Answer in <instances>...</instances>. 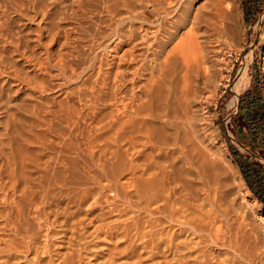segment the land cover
<instances>
[{"label": "rangeland", "instance_id": "obj_1", "mask_svg": "<svg viewBox=\"0 0 264 264\" xmlns=\"http://www.w3.org/2000/svg\"><path fill=\"white\" fill-rule=\"evenodd\" d=\"M108 1L0 0V264H23L21 261L26 259L34 263V258V264H264L262 184L240 166L261 167L259 181L264 184V137L243 130V116L237 111L239 97L247 88L246 92L259 91L263 97L258 60L264 49V0ZM124 2H128L127 7ZM147 3L151 4L144 6ZM155 3H159L157 8ZM130 9L133 16L124 13ZM197 12L213 17L217 12L214 23L218 27L206 34L214 38L209 45L216 52L209 64L212 82L189 114L190 120L192 115L196 119L198 137L194 142L204 165L198 166L197 161L190 167L193 174L189 179L199 195L192 196L190 189L183 194L176 191L175 195L172 188L163 185L159 174L152 176L141 170L149 155L159 164L166 165L167 160L170 164L175 155L172 142L179 131L178 120L165 122L169 131L165 143L169 146L164 143V152L144 146L146 125L142 127V123L136 124L135 130L128 126L118 134L114 127L105 128L111 121L108 119H113L115 109L110 103H114L118 83L112 56L130 48L115 46L132 33L134 41L139 42L136 53L147 57L146 63H141L145 68L134 83L131 81L132 85V68L124 67L127 74L122 80L125 87L121 97L125 101L134 97L141 106L149 104L147 90L159 75L153 68L160 62L163 66L168 61L169 66L177 62V76L172 73L166 77L163 86L180 83V89L184 62L176 51L172 52L193 28L189 21ZM123 23L125 27H121ZM128 28L132 30L127 33L124 29ZM242 71H246L247 80L238 91ZM165 95L168 100L169 94ZM173 95L174 91V99L176 93ZM177 106L181 112L179 103ZM144 108L141 119L147 115L142 119L146 122L153 115ZM72 114L75 126L69 121ZM184 122L189 126L188 121ZM140 127L143 135L139 134ZM129 138L137 142L132 151L139 149L133 157L137 160L133 175L131 150H126L130 146L127 142L121 145ZM151 179L156 183L149 188ZM171 206L176 207L180 221L187 220L184 229L168 223ZM217 228L227 241L229 237L232 246L223 249L216 243L213 231ZM236 246L244 251L239 258L234 255ZM25 247H29L30 254Z\"/></svg>", "mask_w": 264, "mask_h": 264}, {"label": "bare ground", "instance_id": "obj_2", "mask_svg": "<svg viewBox=\"0 0 264 264\" xmlns=\"http://www.w3.org/2000/svg\"><path fill=\"white\" fill-rule=\"evenodd\" d=\"M108 1V0H107ZM115 1H117V0H115ZM131 1H133V0H131ZM135 1V0H134ZM138 1V0H137ZM150 2H151V0H149ZM167 1H169V0H166V2ZM215 1H217V0H215ZM220 1V0H219ZM109 2V1H108ZM114 2V1H113ZM118 2V1H117ZM122 2H123V0H122ZM139 2H140V0H139ZM155 2V1H154ZM158 2V1H157ZM160 2V1H159ZM178 2V1H177ZM120 3V2H119ZM125 3V2H124ZM126 3H128V2H126ZM125 3V4H126ZM136 3V2H135ZM162 3V2H161ZM174 3V2H173ZM214 3V2H213ZM216 3V2H215ZM214 3V4H215ZM114 4V3H113ZM123 4V3H122ZM121 4V5H122ZM134 4V3H133ZM136 4H138V3H136ZM135 4V5H136ZM151 3H147V4H144V6L145 5H150ZM159 4V3H158ZM158 4L157 3H155V8H157L158 7ZM167 4H169V2L167 3ZM176 4V3H175ZM180 4H181V2H180ZM179 3L177 4V5H179V6H181ZM212 4V3H211ZM223 4V3H222ZM120 5V4H119ZM121 5H120V7H118V8H116L117 10L118 9H120L121 8ZM124 5V4H123ZM135 5H131V6H135ZM138 5H140L141 6V4L139 3ZM143 5V4H142ZM170 5H173V4H171V1H170V4H169V6ZM187 5V4H186ZM220 5V4H219ZM128 5L126 4V6L125 7H127ZM140 6H139V8H140ZM143 6V7H144ZM163 6V5H162ZM178 6V7H179ZM188 6V5H187ZM216 6V5H215ZM222 6V5H221ZM167 7V6H166ZM171 7V6H170ZM176 8L177 9V11H178V9L179 8ZM182 7V6H181ZM190 7V6H189ZM219 8H220V6H218ZM217 6L215 7L216 9L218 8ZM223 7V6H222ZM109 8V7H108ZM122 8H123V6H122ZM128 8H130V7H128ZM142 8V7H141ZM164 8V7H163ZM185 9L184 10H186V7H184ZM212 8V7H211ZM110 9H112L111 7H110ZM201 9V8H200ZM215 9V11H217ZM225 9V8H224ZM223 9V10H224ZM109 10V9H108ZM122 10H125V9H122ZM137 10L138 11H141V10H139L138 8H137ZM143 10V9H142ZM144 10H145V7H144ZM180 10H183V9H180ZM183 10V11H184ZM137 11V12H138ZM165 11H166V9H165ZM175 11V10H174ZM188 11V10H187ZM199 11V10H198ZM225 11V10H224ZM111 12V11H110ZM117 12V11H116ZM122 12V11H121ZM124 12V11H123ZM127 12H132V9H130V10H127L126 12H124V13H127ZM135 12V11H134ZM136 12V13H137ZM151 12V11H150ZM161 12V11H160ZM167 12V11H166ZM165 12V13H166ZM218 12H220V11H218ZM109 13V12H108ZM142 13V12H141ZM183 13V12H182ZM216 14H217V12H215ZM227 13V12H226ZM225 13V15L227 16V14ZM112 14V13H111ZM115 14V13H114ZM114 14H113V16H114ZM133 13H131V15H132ZM139 14H140V12H139ZM162 14V13H161ZM163 14H164V12H163ZM163 14H162V16H163ZM216 14H214L215 15V17L217 16ZM108 15V14H107ZM123 15V14H122ZM146 15V14H145ZM149 15V14H148ZM158 15V14H157ZM156 15V16H157ZM171 15V14H170ZM169 14L168 15H166L167 16V18L170 16ZM178 15V14H177ZM182 15H186L185 14V11H184V14H182ZM210 15H212V14H210ZM112 16V15H111ZM118 16V15H117ZM123 16H129L128 14L126 15V14H124ZM133 16V15H132ZM147 16V15H146ZM155 16V17H156ZM161 16V17H162ZM189 16H190V14H189ZM224 16V15H223ZM225 16V17H226ZM122 17V16H121ZM121 17L119 18L120 20H121ZM215 17H213V16H206L205 14H202L201 12H197L196 14H195V16H194V18H193V20H190L189 22L192 24V29H191V27H190V31H189V33H187V35L185 36L186 38L183 40V42L181 43V45L179 46V45H177V48H175L174 50H173V52H172V54L175 52L176 53V55L179 57H181V58H183V62H184V66L182 67L183 68V71H180V72H182L181 74H182V82H181V87H180V89L178 88L179 87V85H180V83H178L177 85H173L172 86V84L171 85H166V87L165 86H163V83H164V81H165V78L166 77H169V76H171V74L173 73V75H175V76H177V70H178V68H177V62L175 61L174 63H172L171 64V66H169V65H167L170 61H168V63L166 62L165 63V65L163 66V63L162 62H160V63H158L157 65H154L155 67L153 68L154 70L156 69V72L158 73L159 72V75L156 77V79L154 80V82L151 84V86H149L148 87V95L147 96H149V104H147V105H144V106H141V105H139L138 103H136V101H135V99H134V97L133 98H131V96H130V100H128V101H125L124 99H123V97H121V93H122V89L125 87L124 85L122 86V80H123V78H124V74L127 72L126 71V69H127V67H130V68H132L131 69V77H132V79H130V82H129V78H130V76L128 77V81L127 82H129V83H131V81H133V79H135L138 75H140L141 73V69L142 68H145V67H143V65H141V63H142V61H144L145 63H146V60H147V57H143V54H137L136 53V48L138 49V47H137V44L139 43L138 41V43H136L135 41H134V35H132V33H131V35L130 34H128V35H130L129 37L127 36L125 39L123 38V39H119V43H118V41H117V45H116V42H115V44L113 43V42H109V43H113L114 44V46H115V49H118V48H123V46L124 47H128V45L130 46V48L128 47V49H126V51L124 52V50H123V52H122V54L120 53L119 54V52L116 54H114L112 57H113V59H114V63H115V65H116V67H117V72H115L114 73V76L117 78V85H116V83L113 85V86H117V88L115 89L116 91H114V89H113V91H114V103H110V105H113L114 106V108H113V111H114V109H115V111H114V115L112 116L113 117V119H108V122L110 121V123L105 127L106 129H109V128H107V127H114V129L116 128L117 129V134H118V132L119 133H121V131L120 130H123L125 127L126 128H128V126H130V127H134V130H135V126H136V124H140V123H142V127H143V124L144 125H146V131L145 132H143L144 133V139H145V143H144V141L142 142V143H144L145 145L144 146H148V147H150V149H159V151H163V149H164V147L166 148L167 146L165 145V144H167V143H165L166 141V138H167V135H168V132L169 131H167L166 130V124H165V122H167V123H170V124H172L173 123V121H177L178 120V123L176 124V128L177 129H179V131L177 132V134H175L174 135V138H173V145L172 146H174L173 148H175V149H173V151H175V152H173V153H175V155H173V156H171L170 158H171V162H170V164L169 165H167V163H168V160L167 161H165V162H167L166 163V165H164V163L162 164H159L158 162H156V160L154 161V158H153V156L152 155H149V157H148V159H147V161H146V163L144 164V169H142L141 171L143 172V174H148V175H152L153 176V174L155 175L156 174V176H158L157 174H159V176L158 177H160L161 176V181L163 182V185L165 184V186L166 185H168L170 188H172V190H173V193L175 192L176 193V191L178 192V193H180V194H183V193H181V192H186V191H188V189H190L191 191V193L190 194H192V196L193 195H197L198 193V191L197 190H195V185H194V187H193V183L191 182V180L189 179L190 177H191V175L193 174V172L191 173V169H190V167L193 165V163L195 164V162H197L198 161V166H200L202 163H203V165H204V158H203V156H202V154L199 152V150L196 148V145H195V142H194V139L195 138H197L198 137V134H197V124H195V122H196V119L193 117V115H192V119L190 120V116H189V114H190V108L191 109H193V108H195L196 106H194V103L195 102H197L198 101V99L200 100L201 99V97H203V94H204V92L207 90V85H209V82L211 81V76H212V74H211V69H210V66H211V68H212V65H209V64H211L210 62H212L211 61V59H213V55L212 54H215L216 52H215V50H214V47L212 46H210L209 44H211V40L213 41L214 40V38L212 39V38H209V36H207L206 34H208V32H209V30L211 29V28H213V30H214V28L215 29H218V27L216 26V22L214 23V18ZM219 17V16H218ZM217 17V19H219ZM224 17V18H225ZM116 17H114L113 19H115ZM129 18H132V17H129ZM163 18V17H162ZM161 18V19H162ZM118 19V20H119ZM125 19V18H124ZM127 19V18H126ZM125 19V20H126ZM168 19H170V18H168ZM216 19V18H215ZM226 19V18H225ZM130 20V19H129ZM129 20H126V22H128ZM135 20V19H134ZM137 20H139V19H137ZM150 20H152V19H150ZM154 20V19H153ZM158 20V19H157ZM112 21H114V20H112ZM116 21H117V18H116ZM123 21V20H122ZM145 21V20H144ZM163 21H164V18H163ZM219 21H221V20H219ZM115 22V21H114ZM119 21H117V23H118ZM121 22V21H120ZM161 21H159V23H160ZM165 22H166V19H165ZM168 22V21H167ZM178 22V21H177ZM177 22H175V25L177 24V25H179ZM185 22H187V20L185 21ZM116 23V22H115ZM149 23V22H148ZM153 23V22H152ZM168 23H170V21L168 22ZM168 23H167V25H168ZM180 23V22H179ZM184 23V22H183ZM218 23V22H217ZM129 24V23H128ZM166 24V23H165ZM171 24V23H170ZM172 24H174V23H172ZM190 24V25H191ZM218 24H220V22L218 23ZM120 25H122V24H120ZM123 25H124V23H123ZM121 26V27H125V25L124 26ZM156 26L157 24H153V26ZM163 25V24H162ZM175 25H174V27H175ZM220 25H223V24H220ZM110 26H112V24H110ZM116 26V25H115ZM114 25H113V28L115 27ZM133 26V25H132ZM164 26V25H163ZM163 26H162V28H163ZM169 26H171V25H169ZM169 26H167V27H169ZM180 26V25H179ZM178 26V27H179ZM126 27H128V26H126ZM223 27V26H222ZM112 28V27H111ZM110 28V29H111ZM118 28H120V26L118 27ZM117 28V29H118ZM133 28V27H132ZM132 28H131V30H132ZM135 28V27H134ZM133 28V29H134ZM157 28V27H156ZM160 28V27H159ZM180 28V27H179ZM121 29V28H120ZM123 29V28H122ZM154 29V28H153ZM158 29V28H157ZM170 29V27L167 29V30H169ZM175 29H178V28H175ZM221 29V28H220ZM114 30H115V28H114ZM127 30H129V31H131L129 28L128 29H124V31H127ZM136 30V29H135ZM138 30V29H137ZM142 30H144V28L142 29ZM165 30H166V27H165ZM174 30V29H173ZM124 31H121V32H124ZM154 31H156V29L154 30ZM160 31V30H159ZM171 31V30H170ZM111 32V31H110ZM109 32V34H112V32L110 33ZM113 32H115V31H113ZM158 32V31H157ZM161 32V31H160ZM162 32H163V30H162ZM166 32H168L169 33V31H166ZM116 33V32H115ZM114 33V34H115ZM127 33H128V31H127ZM134 33V32H133ZM165 33V32H164ZM117 34V33H116ZM154 34H156L155 32H154ZM159 34H161V33H159ZM170 34V33H169ZM210 34V33H209ZM220 34V32L218 33V35ZM125 34H123V36H124ZM157 35V34H156ZM155 35V36H156ZM163 35V34H162ZM164 35H166V33L164 34ZM118 36V35H117ZM154 36V35H153ZM152 36V37H153ZM169 36V35H168ZM172 36V35H171ZM119 37V36H118ZM125 37V36H124ZM147 37H148V35H147ZM166 37V36H165ZM215 37V36H214ZM106 38H108V36L106 37ZM122 38V37H121ZM139 38V37H138ZM154 38V37H153ZM155 38H157V37H155ZM161 38H162V36H161ZM164 38V37H163ZM169 38H170V36H169ZM211 39V40H210ZM106 40V39H105ZM145 40V39H144ZM154 41H155V39H153ZM168 40V39H167ZM109 41V40H108ZM113 41H114V39H113ZM159 41V40H158ZM180 41H182V40H180ZM147 42V41H146ZM145 42V43H146ZM171 42V41H170ZM136 43V44H135ZM144 43V42H143ZM156 43V42H155ZM169 43V42H168ZM106 44V43H105ZM108 44V43H107ZM157 44V43H156ZM159 44H160V42H159ZM111 45V44H110ZM139 46V45H138ZM146 46V45H145ZM145 46L143 47V48H145ZM176 46V45H175ZM109 47V46H108ZM126 47V48H127ZM158 47V46H157ZM102 48V47H101ZM148 48V47H147ZM147 48H145L146 50H147ZM149 48H151V47H149ZM112 49V48H111ZM108 50V49H107ZM128 50V51H127ZM136 50V51H135ZM143 50V49H142ZM145 50V51H146ZM150 51V50H149ZM163 51V50H162ZM151 52V51H150ZM153 52H155V51H153ZM161 52V51H160ZM168 52V51H167ZM111 53V52H110ZM141 53V52H140ZM157 53V52H156ZM162 53V52H161ZM147 54V53H146ZM145 54V55H146ZM151 54V53H150ZM111 55V54H110ZM148 55V54H147ZM154 55V54H153ZM163 55H164V52H163ZM171 55V54H170ZM157 55H155V57H156ZM162 56V55H161ZM165 56L166 55H164L163 57L165 58ZM152 57V56H151ZM162 57V58H163ZM173 57V56H172ZM152 59V58H151ZM161 59V58H160ZM174 59V58H173ZM172 59V60H173ZM97 60V59H96ZM154 60V59H153ZM162 60V59H161ZM164 60V59H163ZM214 60V59H213ZM63 61V60H62ZM113 61V60H112ZM157 62L158 61V59L157 60H154V62ZM172 62V61H171ZM55 63V62H54ZM103 63V62H102ZM151 63V62H150ZM34 64V63H33ZM65 64V63H64ZM95 64V63H94ZM93 64V67H95V65ZM108 64V63H107ZM144 64V63H143ZM156 64V63H155ZM203 64H205V65H203ZM54 65V64H53ZM56 65H57V60H56ZM55 65V66H56ZM61 65V64H60ZM182 65V64H181ZM202 65H203V67H202ZM35 66V65H34ZM58 66V65H57ZM56 66V67H57ZM62 66V65H61ZM64 66V65H63ZM98 66H100V65H98ZM112 65H110V67H111ZM125 66H127L126 68H124ZM145 66H147V65H145ZM37 67V66H36ZM41 67V66H40ZM45 67V66H44ZM59 67V66H58ZM92 67V68H93ZM115 67V66H114ZM151 67H153V66H151ZM180 67V66H179ZM34 68V67H33ZM54 68V67H53ZM62 68V67H61ZM97 68V67H96ZM100 68V67H99ZM165 68V69H164ZM167 68V69H166ZM59 69H60V67H59ZM110 69V68H109ZM152 69V68H151ZM62 70H63V68H62ZM130 70V69H129ZM166 70V71H165ZM64 71V70H63ZM62 71V72H63ZM100 71V70H99ZM110 71V70H109ZM143 71V70H142ZM102 72V71H101ZM111 72V71H110ZM112 72H113V70H112ZM154 71H152V73H153ZM155 72V73H156ZM243 73L241 74V76H240V80H238L239 82L237 83V86H238V91H239V88L241 87V85L243 84V83H246V82H244L245 81V79H246V71H242ZM64 73V72H63ZM99 74H100V72H98ZM104 73V72H103ZM103 73L101 74V75H103ZM145 73V72H144ZM146 73H150V71L149 72H146ZM151 73V74H152ZM58 74V73H57ZM72 74H75V73H72ZM99 74H97V75H99ZM106 74V73H105ZM127 74V73H126ZM129 74V73H128ZM65 75V74H64ZM107 75V74H106ZM145 75V74H144ZM59 76V75H58ZM113 76V77H114ZM153 76V75H152ZM106 77V76H105ZM110 77V76H109ZM113 77H112V79H111V82H115V80L113 79ZM151 77V76H150ZM102 78V77H101ZM100 78V79H101ZM154 78V77H153ZM109 79V78H108ZM169 79V78H168ZM17 80V79H16ZM112 80H114V81H112ZM247 80V79H246ZM19 81V80H18ZM110 81V80H109ZM125 81V80H124ZM152 81V80H151ZM172 82V81H171ZM212 82V81H211ZM100 83V82H99ZM133 83H134V81H133ZM145 83V82H144ZM96 84V83H95ZM101 84H102V82H101ZM127 84V83H126ZM142 84V83H141ZM149 84V83H148ZM38 85H39V83H38ZM97 85V84H96ZM106 85V84H105ZM130 85H132V83L130 84ZM135 85V84H134ZM108 86V85H107ZM115 86V87H116ZM142 86V85H141ZM100 87V86H99ZM112 87V86H111ZM32 88V87H31ZM35 88V87H34ZM40 88V87H39ZM44 88V87H43ZM113 88V87H112ZM36 89V88H35ZM91 89H93L92 87H91ZM178 89H179V91H178ZM37 90V89H36ZM91 91V90H90ZM144 90H142V92H143ZM173 91H174V95H175V93H176V95H175V97H174V99L179 103V106H180V109H181V112H179V109H178V106H177V102L176 101H173L174 99H173V97L171 96V93L173 94ZM209 91V90H208ZM40 92L41 93H43L44 91H43V89H41L40 88ZM93 93V92H92ZM92 93H90V94H92ZM94 93H96V92H94ZM93 93V94H94ZM105 93V92H104ZM107 93V92H106ZM169 94V96H168V100H166L165 99V96H167V95H165V94ZM179 93V94H178ZM44 94V93H43ZM124 94V93H123ZM130 94V93H129ZM136 94V93H135ZM89 95V94H88ZM88 95H87V97H88ZM103 95V94H102ZM111 95V94H110ZM127 95V94H126ZM131 95H133V94H131ZM164 95V96H163ZM173 95V96H174ZM102 97V96H101ZM172 97V98H171ZM99 98V97H98ZM106 98V97H105ZM129 98V97H128ZM89 99H90V95H89ZM102 99H103V97H102ZM145 99V98H144ZM87 100V99H86ZM97 100V99H96ZM104 100V99H103ZM107 100V99H106ZM146 100V99H145ZM144 100V101H145ZM88 101H90V100H88ZM206 101V100H205ZM92 102V101H91ZM106 102V101H105ZM143 102V101H142ZM108 103V102H107ZM97 104V103H96ZM95 104V105H96ZM101 104V103H100ZM106 104V103H105ZM138 104V105H137ZM141 104H143V103H141ZM146 104V103H145ZM87 105V104H86ZM96 107H97V105H96ZM107 107V106H106ZM146 108L147 110H149L150 109V111H151V114L153 115V117L151 118V117H149L150 119H149V121L147 120L146 122L145 121H143V120H145V119H143L145 116H147V115H144L143 117H142V119H141V113L142 112H144V110H143V108ZM156 108L155 110H154V108ZM71 108V107H70ZM75 108V107H74ZM144 108V109H145ZM145 109V110H146ZM110 110V109H109ZM112 110V109H111ZM143 110V111H142ZM148 112V111H147ZM110 113H111V111H110ZM113 113V112H112ZM149 113V112H148ZM74 114V113H73ZM72 114V117L70 116V120L69 121H71V123L73 122L74 123V126L76 125L75 124V122L73 121V117H74V115ZM147 114V113H146ZM77 115V114H76ZM80 115V114H79ZM151 115V116H152ZM120 116H126V121H122V119L120 120ZM149 116V115H148ZM78 117V116H77ZM109 118H110V116H108ZM125 118V117H124ZM146 118H148V117H146ZM184 119L186 120V121H188V125L190 126H186V123L184 122ZM104 120V119H103ZM139 120V121H138ZM107 122V121H106ZM107 122V123H108ZM140 126H141V124H140ZM166 126V127H165ZM174 126V125H173ZM137 127V126H136ZM189 127V128H188ZM173 128H175V127H173ZM114 129H113V131H114ZM138 129V128H137ZM140 130H139V134H141V127L139 128ZM170 129H171V127H170ZM98 130V129H97ZM100 130H102V129H100ZM125 130V129H124ZM124 130H123V132H124ZM174 130V129H173ZM172 130V131H173ZM132 131H133V129H132ZM176 131V130H175ZM122 132V133H123ZM180 132H182V133H180ZM113 133V132H112ZM171 134V133H170ZM169 134V135H170ZM141 135H143V134H141ZM173 135V134H172ZM123 140V139H122ZM118 141V140H117ZM171 141V140H170ZM123 142H127V144L126 145H129L130 147H126V150L129 152L130 150H131V153L129 152V154L130 155H132V159L130 160L131 161V172H133L132 173V175L134 174V172H137L136 170H135V167L137 168V160H134V153L135 152H137V151H135V152H133L134 150H135V143H137V142H135L134 140H133V138H129V139H125V140H123L122 141V143H121V145L123 144ZM135 142V143H134ZM139 142V141H138ZM117 143V142H116ZM120 143V142H119ZM165 143V144H164ZM139 144H141V141H140V143ZM138 144V145H139ZM124 145V144H123ZM137 145V144H136ZM143 145V144H142ZM163 145H165V146H163ZM168 145V144H167ZM143 146V147H144ZM169 146V145H168ZM122 148H124L125 149V147L123 146ZM142 148V147H141ZM145 148V147H144ZM172 147H171V145H170V148L169 149H171ZM121 149V148H120ZM120 149H118L119 151H115L117 154L116 155H118V153L120 152ZM168 149V150H169ZM133 150V151H132ZM143 151H144V149H142ZM146 150H149V149H146ZM167 150V151H168ZM172 150V149H171ZM81 152V151H80ZM127 152V153H128ZM151 152V151H150ZM149 152V153H150ZM154 152V153H153ZM152 152V154H155L156 152L155 151H153ZM164 152V151H163ZM162 152V153H163ZM165 152H166V150H165ZM140 153V152H139ZM171 152H169V154H170ZM173 153H171V154H173ZM77 154V153H76ZM151 154V153H150ZM126 155V154H125ZM163 155V154H162ZM78 156H80L79 154H78ZM164 156V155H163ZM166 156V155H165ZM127 157V156H126ZM135 157H136V154H135ZM160 157V156H159ZM169 157V156H168ZM146 158V157H145ZM206 160V159H205ZM208 161V160H207ZM199 163H201L200 165H199ZM121 164V163H120ZM209 165L211 166V164L209 163ZM196 166V165H195ZM195 166H193V167H195ZM212 166H214V165H212ZM202 167V166H201ZM139 168V167H138ZM198 168V167H197ZM193 169H195L196 170V168H193ZM199 169V168H198ZM216 169V168H215ZM129 170V171H130ZM137 170H139V169H137ZM154 170V171H153ZM206 170V169H205ZM155 171L157 172V173H155ZM202 171L204 172V174H207L204 170H203V167H202ZM210 171V170H209ZM208 171V172H209ZM212 171V170H211ZM200 172V171H199ZM215 172V171H214ZM139 173V172H138ZM137 173V174H138ZM153 173V174H152ZM200 174V173H199ZM202 174V173H201ZM209 174H210V172H209ZM131 175V174H130ZM136 175V174H135ZM134 175V176H135ZM202 176H204V175H202ZM209 176V175H208ZM158 177H156V178H158ZM206 177H207V175H206ZM135 178V177H134ZM148 178H149V176H148ZM156 178L154 179V180H156ZM159 179V178H158ZM151 180H153V179H151ZM151 181V183L149 182V181H146V183L147 182H149V185L148 184H144V185H148L149 186V188H150V186H154V183H156V181ZM160 180H158V182H159ZM196 183V182H195ZM141 184H142V182H141ZM139 185V184H138ZM197 185V184H196ZM147 186V187H148ZM198 186V188H199V185H197ZM205 187H206V185H205ZM145 188V187H144ZM201 188V187H200ZM6 190V189H5ZM202 190V189H201ZM200 190V191H201ZM197 191V192H196ZM207 191V190H206ZM202 192V191H201ZM178 193H176L175 195H177ZM189 196H190V194H189V192L187 193ZM117 195V194H116ZM174 195V196H175ZM199 195V194H198ZM197 195V196H198ZM208 195V194H207ZM205 196V195H204ZM9 198V197H8ZM193 199V198H192ZM19 201V200H18ZM35 206H36V204H35ZM42 206V205H41ZM39 207V206H38ZM178 208V207H177ZM44 209V208H43ZM170 210V213H169V216H168V223L169 224H172V225H174V224H176V226H178L179 227V229L180 228H183L184 229V227H186V224H188V222H184V221H180L179 220V218L176 216V211H175V209H176V207H175V209H174V207L173 206H171L170 208H169ZM26 212V211H25ZM177 217V218H176ZM35 218H37V217H35ZM39 220V219H38ZM41 220V219H40ZM37 221V220H36ZM44 221V220H43ZM39 222V221H38ZM190 222V221H189ZM160 223V222H159ZM191 223H192V221H191ZM190 223V224H191ZM189 224V225H190ZM39 226V225H38ZM175 226V225H174ZM175 226V227H176ZM12 227V226H11ZM101 227H102V225H101ZM14 228V227H13ZM210 228V227H209ZM99 229V228H98ZM97 229V230H98ZM176 229V228H175ZM192 229V228H191ZM190 229V230H191ZM12 231V230H11ZM202 231V230H201ZM99 232V231H98ZM103 232V231H102ZM214 233V236L216 237L215 239H217V242L216 243H219V245H221V246H223V249H225V248H227V247H229V246H232L231 244H228V242H229V237H228V241H227V238H226V235H224L223 236V234H222V232H221V228H217V229H215L214 231H213ZM224 232V231H223ZM101 233V232H100ZM10 234V233H9ZM22 234V233H21ZM104 234V233H103ZM212 234V235H213ZM29 235V234H28ZM100 235V234H99ZM211 235V236H212ZM198 236V235H197ZM213 236V237H214ZM28 237V236H27ZM100 240V239H99ZM233 240H235V239H233ZM232 241V240H231ZM182 242V241H181ZM185 242V241H184ZM234 242V241H233ZM230 243V242H229ZM235 243V242H234ZM233 243V245L235 246V244ZM181 244H183V243H181ZM181 244H180V246H181ZM187 244V243H186ZM237 244V243H236ZM239 244V243H238ZM237 244V245H238ZM11 245V244H10ZM23 245V244H22ZM171 245V244H170ZM173 245V244H172ZM179 245V244H178ZM184 245V244H183ZM33 246V245H32ZM179 246V247H180ZM196 246V245H195ZM171 247V246H170ZM237 247V246H236ZM8 248V247H7ZM26 248V247H25ZM28 248V249H27ZM26 249V251L27 252H29V247H27ZM36 248V247H35ZM238 248V247H237ZM6 249V248H5ZM20 249V248H19ZM32 249V248H31ZM44 250V249H43ZM167 250V249H166ZM228 250V249H227ZM233 250V249H232ZM231 250V251H232ZM6 251V250H5ZM24 251V250H23ZM26 251H24L25 253H26ZM45 251H46V249H45ZM178 251V250H177ZM235 252H237V253H234V255L235 256H239V255H241L242 254V252H244V251H242V249H240V248H238L237 250L235 249L234 250ZM1 252H2V250H1ZM165 252V251H164ZM3 253H5V252H3ZM7 253V252H6ZM9 253V252H8ZM18 253H19V251H18ZM18 253H15V254H17V256L20 254H18ZM43 253H45V252H43ZM12 254V253H11ZM21 254H23V253H21ZM29 254H30V252H29ZM48 254V253H47ZM2 255V254H1ZM244 255V254H243ZM246 255V254H245ZM25 256V255H24ZM23 256V257H24ZM41 256V255H40ZM45 256V255H44ZM12 257V256H11ZM241 257V256H240ZM243 257V256H242ZM6 258V257H5ZM14 258V257H13ZM12 258V259H13ZM30 258V257H29ZM37 259H38V257H36ZM206 258V257H205ZM204 258V259H205ZM239 258V257H238ZM19 260H20V258H18ZM26 259V258H25ZM35 258H34V260H33V262L35 263ZM182 260V259H181ZM203 260V259H202ZM237 260V259H236ZM5 261V260H4ZM7 261V260H6ZM21 261V260H20ZM41 261V260H40ZM21 262H24L23 264H34V263H31V261H29V260H25V261H21ZM39 262V261H38ZM37 262V263H38ZM182 262V261H181ZM220 262V261H219ZM240 262V261H239ZM13 263V262H12ZM40 263V262H39ZM204 263V262H203ZM224 263H225V261H224ZM8 264V263H7ZM183 264H184V262H183ZM223 264V263H222Z\"/></svg>", "mask_w": 264, "mask_h": 264}, {"label": "crops", "instance_id": "obj_3", "mask_svg": "<svg viewBox=\"0 0 264 264\" xmlns=\"http://www.w3.org/2000/svg\"><path fill=\"white\" fill-rule=\"evenodd\" d=\"M246 90H248V88ZM246 90H244L243 95L245 94ZM242 97H239V103ZM244 100V104H242V106L239 104V108L237 109L240 116H243L241 127H243V130L249 133H257L255 136L264 137V118H262L264 116V107H261L260 109L261 104L258 100V94H256L254 91H250L247 93ZM256 115H258V118L254 119V117H257ZM246 171H248L247 165ZM260 194L264 195L263 188L260 190Z\"/></svg>", "mask_w": 264, "mask_h": 264}, {"label": "trees", "instance_id": "obj_4", "mask_svg": "<svg viewBox=\"0 0 264 264\" xmlns=\"http://www.w3.org/2000/svg\"><path fill=\"white\" fill-rule=\"evenodd\" d=\"M257 91V90H256ZM248 92H250V91H247V92H245V94L243 95V97L240 99V106H242V104H244V98H245V96L247 95V93ZM256 94H258V100H259V103L261 104V106H260V109H261V107H264V98L260 95V93H259V91H258V93H256ZM257 117H254V119H256V118H258V115H256ZM262 118H264V116L262 117ZM240 164V163H239ZM254 166L252 167V166H247V169H248V171L250 172V173H252L253 174V176H255L256 178H255V180H256V182L257 183H259V184H262L261 185V187L264 189V184H263V182L262 181H259L260 179H261V172H262V169H261V167L258 169L257 168V166H255L256 164H253ZM240 166H241V169H242V171L245 173V174H247V171H246V166H244L243 164H240ZM260 170V171H259Z\"/></svg>", "mask_w": 264, "mask_h": 264}, {"label": "built area", "instance_id": "obj_5", "mask_svg": "<svg viewBox=\"0 0 264 264\" xmlns=\"http://www.w3.org/2000/svg\"><path fill=\"white\" fill-rule=\"evenodd\" d=\"M258 65H259V86H260L262 95L264 97V49H262V52L260 53ZM238 108H239V105L237 106V109Z\"/></svg>", "mask_w": 264, "mask_h": 264}]
</instances>
